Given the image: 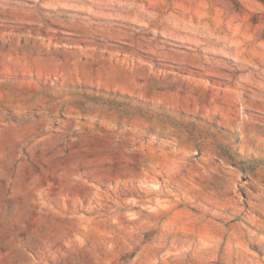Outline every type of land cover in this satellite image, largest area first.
<instances>
[{
  "label": "rangeland",
  "instance_id": "rangeland-1",
  "mask_svg": "<svg viewBox=\"0 0 264 264\" xmlns=\"http://www.w3.org/2000/svg\"><path fill=\"white\" fill-rule=\"evenodd\" d=\"M0 264H264V0H0Z\"/></svg>",
  "mask_w": 264,
  "mask_h": 264
}]
</instances>
